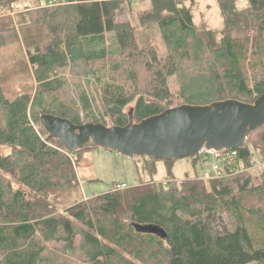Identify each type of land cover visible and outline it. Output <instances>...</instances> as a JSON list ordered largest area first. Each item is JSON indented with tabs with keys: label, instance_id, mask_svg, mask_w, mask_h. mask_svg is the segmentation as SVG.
Wrapping results in <instances>:
<instances>
[{
	"label": "trees",
	"instance_id": "trees-1",
	"mask_svg": "<svg viewBox=\"0 0 264 264\" xmlns=\"http://www.w3.org/2000/svg\"><path fill=\"white\" fill-rule=\"evenodd\" d=\"M15 1L0 7L15 11ZM148 1L122 22L134 0H37L0 20V49L16 44L33 66L19 93L0 71V264H264V177L250 171L251 147L264 158V124L219 177L157 180V159L143 155L149 180L63 210L48 199L52 187L80 180L43 114L126 125L184 103L254 102L264 92V0L241 9L219 0L221 27L198 24L187 0ZM138 66L148 71L143 87ZM99 147L89 140L74 153Z\"/></svg>",
	"mask_w": 264,
	"mask_h": 264
},
{
	"label": "water",
	"instance_id": "water-1",
	"mask_svg": "<svg viewBox=\"0 0 264 264\" xmlns=\"http://www.w3.org/2000/svg\"><path fill=\"white\" fill-rule=\"evenodd\" d=\"M41 121L49 136L60 138L70 152L91 140L128 157L174 160L194 157L204 147L223 150L243 146L248 131L264 124V92L254 102L230 98L204 105L184 103L126 125L76 124L49 113L43 114Z\"/></svg>",
	"mask_w": 264,
	"mask_h": 264
},
{
	"label": "rangeland",
	"instance_id": "rangeland-1",
	"mask_svg": "<svg viewBox=\"0 0 264 264\" xmlns=\"http://www.w3.org/2000/svg\"><path fill=\"white\" fill-rule=\"evenodd\" d=\"M37 0H17L11 3L14 6L15 11L7 10L4 11L0 7V20L7 18L8 15H15L16 12L25 11L24 9L29 7V5L35 6ZM53 1V0H52ZM219 0H187L185 1L187 6H190L195 13L196 22L198 24H203L204 26L211 27H221L222 26V16L219 8ZM42 3H46L47 0H41ZM249 0H239L236 3L238 9H241L248 5ZM149 6L148 0H134L131 4V9L124 12H120L117 15V21L122 22L129 19H135L137 13ZM160 53L164 52V48L157 49ZM29 66V69H33V66L28 62V65L24 59L23 52L17 48L16 44L9 45L0 49V71L2 73L3 83L9 87V90H15L16 93L22 91V88L27 85L28 82H33L31 79L27 78L26 71ZM189 68L192 70L194 67L190 64ZM33 71V70H32ZM138 79H140L139 87H143L144 84L149 82L148 71L144 67L138 66ZM254 70L250 67L249 74H252ZM186 76V75H185ZM10 92V91H9ZM135 104V101L130 103L126 110L132 108ZM177 106V105H176ZM108 124H111V120L108 119ZM254 146V145H253ZM252 155L251 158L254 162L255 167L250 171L256 181H260L264 176L262 172L264 171V162L263 155L260 151L254 146L251 147ZM10 149L6 148V151ZM198 158L193 156H185L179 159H174L171 162H168L164 159H157L155 165L157 166V173L155 178L157 180H165L168 177H174L177 179H185L187 177L199 176L200 178L208 179L206 175L213 176V171L211 170V164L214 160L213 156L202 152L197 154ZM121 157L126 156L121 154ZM126 159V158H124ZM127 161V160H126ZM142 160H138L137 170L135 167L130 166L125 163L123 167L119 164L117 167H114L112 170V180L121 181L126 180L130 185H137L140 181L149 180L150 177L148 174H145L144 168L142 167ZM112 180L100 178L96 180H81L79 185L75 188H66V189H57L52 187L49 190L48 199L53 203L56 208L63 210L65 207L73 204L74 202L81 200L85 197L86 194L98 195L102 192H106L113 185ZM113 181V182H115ZM122 183V182H121ZM126 183V182H124ZM17 186V183H14ZM227 212L222 213V217L225 223H233V220L228 216ZM79 240V236L75 238V243ZM63 245L62 243L50 242L49 247L55 248ZM256 264V263H251Z\"/></svg>",
	"mask_w": 264,
	"mask_h": 264
},
{
	"label": "crops",
	"instance_id": "crops-1",
	"mask_svg": "<svg viewBox=\"0 0 264 264\" xmlns=\"http://www.w3.org/2000/svg\"><path fill=\"white\" fill-rule=\"evenodd\" d=\"M126 158V159H124ZM121 157V154L116 151H111L105 147H99L96 149L86 150L84 154L78 159L76 163V170L79 180H96L100 178L112 180V170L119 164L121 167L125 163L137 170L138 160H142L140 157ZM127 160V161H126ZM143 164V161H141ZM143 166V165H142ZM112 180L113 185L110 187L112 189L115 183L126 182L129 186V182L126 180L115 181ZM109 190V189H108ZM107 190V191H108ZM95 196L94 194H86L84 198H89Z\"/></svg>",
	"mask_w": 264,
	"mask_h": 264
},
{
	"label": "built area",
	"instance_id": "built-area-1",
	"mask_svg": "<svg viewBox=\"0 0 264 264\" xmlns=\"http://www.w3.org/2000/svg\"><path fill=\"white\" fill-rule=\"evenodd\" d=\"M206 152L210 155L213 156L214 160L211 164V170L213 171V176L215 177H219L222 175V170L224 168V163L227 164H231L232 162H234L237 156V150L234 148L231 149H223V150H215V149H208V148H203L200 152ZM71 159L75 162V164L78 161V157L77 155L72 152L70 154ZM207 177H209V175H206ZM125 187H128L127 183H117L114 185L113 189H123Z\"/></svg>",
	"mask_w": 264,
	"mask_h": 264
},
{
	"label": "bare ground",
	"instance_id": "bare-ground-1",
	"mask_svg": "<svg viewBox=\"0 0 264 264\" xmlns=\"http://www.w3.org/2000/svg\"><path fill=\"white\" fill-rule=\"evenodd\" d=\"M53 115H55V114H53ZM56 116H58V115H56ZM61 117V116H60ZM123 183V182H122Z\"/></svg>",
	"mask_w": 264,
	"mask_h": 264
}]
</instances>
